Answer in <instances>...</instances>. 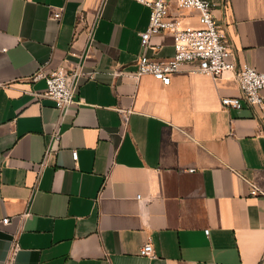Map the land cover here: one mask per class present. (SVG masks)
<instances>
[{"label": "crops", "instance_id": "0c3cea01", "mask_svg": "<svg viewBox=\"0 0 264 264\" xmlns=\"http://www.w3.org/2000/svg\"><path fill=\"white\" fill-rule=\"evenodd\" d=\"M212 1L237 61L264 72V0ZM170 8L200 26L198 10ZM150 12L136 0H0V264H264V195L251 193L252 181L264 191V108L222 105L240 95L234 71L136 78ZM174 51L169 33L147 49ZM81 55L67 112L35 95L42 66ZM150 239L156 256L140 255Z\"/></svg>", "mask_w": 264, "mask_h": 264}, {"label": "built area", "instance_id": "2783aa9c", "mask_svg": "<svg viewBox=\"0 0 264 264\" xmlns=\"http://www.w3.org/2000/svg\"><path fill=\"white\" fill-rule=\"evenodd\" d=\"M150 8V21L146 30L140 33L142 52L137 58L136 78L149 74L161 80L165 84L171 82L172 74L186 70L210 74L214 77L223 75L225 72L236 73L240 95L225 96L222 105L230 110L241 109L244 104L255 108H264V72L258 70L247 62H238L231 43L218 25L213 9L215 3L212 0H136ZM176 3L180 8L196 9L199 11L198 20L200 26L182 25V20L171 12L170 5ZM55 16L59 17L60 13ZM90 41L93 40L94 25L87 29ZM169 33L174 39V54L166 58H155L148 54L147 49L151 45L152 38L156 35ZM84 55L80 60L73 62L72 66H61L55 70H47L42 66L32 77V80L44 78L46 88L35 93L37 97H47L55 102L56 107L64 112L77 102L76 90L79 79L85 74L83 70ZM1 85V84H0ZM131 110L120 109L121 121L124 126L128 125ZM57 130L54 137H59ZM74 160H78L77 150L72 151ZM252 195H264L256 182H251ZM141 199V196H138ZM30 213L26 212L22 218ZM11 218H3L4 224L9 223ZM209 234V230H206ZM19 248L18 240L14 242L12 255ZM140 255L147 257L156 256L155 248L150 239L145 243Z\"/></svg>", "mask_w": 264, "mask_h": 264}]
</instances>
